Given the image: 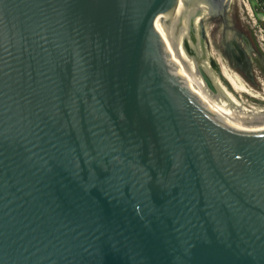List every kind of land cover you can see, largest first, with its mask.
Here are the masks:
<instances>
[{
	"label": "water",
	"instance_id": "95a60500",
	"mask_svg": "<svg viewBox=\"0 0 264 264\" xmlns=\"http://www.w3.org/2000/svg\"><path fill=\"white\" fill-rule=\"evenodd\" d=\"M178 4L0 0V264H264V124L201 99Z\"/></svg>",
	"mask_w": 264,
	"mask_h": 264
},
{
	"label": "bare ground",
	"instance_id": "6f19581e",
	"mask_svg": "<svg viewBox=\"0 0 264 264\" xmlns=\"http://www.w3.org/2000/svg\"><path fill=\"white\" fill-rule=\"evenodd\" d=\"M175 13L186 42L183 55L184 64L190 83L201 99L212 111L221 115L231 124H264V95H260V93L253 94L249 97L250 100L240 99L241 95L239 99L235 98L221 83L218 74L210 65V58L207 57V61H200L202 55L199 51L200 44L198 40L201 39V22L194 19V17L198 13L202 16L210 14L208 6L197 0L192 2L179 0ZM191 48L195 50L193 55L190 53ZM222 72L225 80L227 79L233 89L246 90V86H239L236 75L231 74L226 69H223ZM246 91L245 93H247ZM256 99H258L257 102L254 101Z\"/></svg>",
	"mask_w": 264,
	"mask_h": 264
},
{
	"label": "rangeland",
	"instance_id": "374dc122",
	"mask_svg": "<svg viewBox=\"0 0 264 264\" xmlns=\"http://www.w3.org/2000/svg\"><path fill=\"white\" fill-rule=\"evenodd\" d=\"M208 15V16H207ZM227 20L231 26L226 28L222 23H218V18L213 17L211 14H202L198 13L195 15L194 19H198L199 22L203 23L205 31L208 33V36L198 40L200 46V53L202 55V62L207 61V57L210 58V65L218 74L221 83L227 88L228 91L237 99L250 100L253 94L260 93L264 95V76H256V79L260 83L259 86L253 84L246 77H244L236 68L232 67L227 57L224 55L222 48V41L225 38V35L231 34V31L234 29H241L251 38L255 46L257 45L258 50L262 52L264 56V22H261L253 13L252 8L250 7L249 0H231L229 9L226 13ZM199 36V35H198ZM196 43V41H195ZM190 53L195 54V50L191 48ZM226 69L231 74H234L238 77L239 86H246V90L233 89L232 85L225 80L222 70ZM221 70V71H220ZM258 72H255V75H258ZM250 89V90H249ZM249 90V91H248ZM245 91L247 93H245ZM241 92V93H240ZM244 92V93H243ZM249 92H252L251 94ZM243 95V96H242ZM249 95V96H248ZM260 96L258 97V99ZM258 99L254 100L255 102ZM253 101V100H252Z\"/></svg>",
	"mask_w": 264,
	"mask_h": 264
},
{
	"label": "flooded vegetation",
	"instance_id": "af4514ba",
	"mask_svg": "<svg viewBox=\"0 0 264 264\" xmlns=\"http://www.w3.org/2000/svg\"><path fill=\"white\" fill-rule=\"evenodd\" d=\"M249 2L254 15L261 22H264V0H249ZM212 16L217 17L219 19L218 23H222L225 28L228 25L231 26L227 20L226 14ZM202 26L203 23H201V27ZM206 36H208V33L205 31L204 36L201 34V39ZM253 42L254 41H252L243 30L234 29L231 31V34L225 35V38L222 41V48L229 64L236 68L253 84L259 86L260 83L256 79V76H264V56L262 52L258 50L257 45L255 46ZM255 72H258L259 74L255 75Z\"/></svg>",
	"mask_w": 264,
	"mask_h": 264
}]
</instances>
